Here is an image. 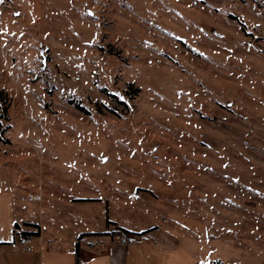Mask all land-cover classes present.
<instances>
[{"label":"rangeland","instance_id":"obj_1","mask_svg":"<svg viewBox=\"0 0 264 264\" xmlns=\"http://www.w3.org/2000/svg\"><path fill=\"white\" fill-rule=\"evenodd\" d=\"M0 93V174L139 194L264 264V0H0Z\"/></svg>","mask_w":264,"mask_h":264},{"label":"crops","instance_id":"obj_2","mask_svg":"<svg viewBox=\"0 0 264 264\" xmlns=\"http://www.w3.org/2000/svg\"><path fill=\"white\" fill-rule=\"evenodd\" d=\"M96 184L59 188L61 197L50 184L46 200L40 181L33 189L0 174V264H242L241 250L210 239L204 221L155 202L140 207L141 195L123 201L114 188ZM123 236L129 244L117 242ZM22 239L34 248L25 250Z\"/></svg>","mask_w":264,"mask_h":264},{"label":"built area","instance_id":"obj_3","mask_svg":"<svg viewBox=\"0 0 264 264\" xmlns=\"http://www.w3.org/2000/svg\"><path fill=\"white\" fill-rule=\"evenodd\" d=\"M118 243L127 245L129 244V239L126 236L120 237L117 240ZM20 244L24 247L25 250H32L34 248L33 244L27 239L20 240Z\"/></svg>","mask_w":264,"mask_h":264},{"label":"trees","instance_id":"obj_4","mask_svg":"<svg viewBox=\"0 0 264 264\" xmlns=\"http://www.w3.org/2000/svg\"><path fill=\"white\" fill-rule=\"evenodd\" d=\"M0 95H2V93H0ZM77 107H78V109H80V110L83 111V108L82 107H80V106H77ZM77 256H79V249H78V247H77ZM77 264H80L79 258H77Z\"/></svg>","mask_w":264,"mask_h":264}]
</instances>
